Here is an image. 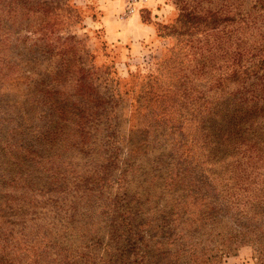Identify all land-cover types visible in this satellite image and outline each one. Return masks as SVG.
I'll list each match as a JSON object with an SVG mask.
<instances>
[{"label": "rangeland", "instance_id": "obj_1", "mask_svg": "<svg viewBox=\"0 0 264 264\" xmlns=\"http://www.w3.org/2000/svg\"><path fill=\"white\" fill-rule=\"evenodd\" d=\"M248 52L264 54V0H0V264H47L54 235L60 259L129 263L111 237L139 220L116 197L142 187L147 264H264V119L247 160L202 139L191 104L232 91ZM185 148L210 198L186 201L168 239L170 182L140 166Z\"/></svg>", "mask_w": 264, "mask_h": 264}, {"label": "trees", "instance_id": "obj_2", "mask_svg": "<svg viewBox=\"0 0 264 264\" xmlns=\"http://www.w3.org/2000/svg\"><path fill=\"white\" fill-rule=\"evenodd\" d=\"M191 14L193 15L194 11L186 12L182 16L188 17ZM238 54V60L242 59L244 55L241 53ZM247 55L249 57L247 65L244 63L239 68L232 69V74L230 75L232 83L234 84L232 91L225 90L224 84L218 82L212 86L219 93L215 101L208 102L201 99L199 102H191V104L198 117V120H196L198 124L197 130L201 133L202 139L213 137L212 143L216 145L219 141H223L226 145H229L228 142L236 144L235 148H237V152H232L231 155L234 156L240 152L241 158L245 157L247 160H251L257 156V152L254 153V151H256V144L260 143L258 134H260L264 119V54L260 52H248ZM224 79L220 80L223 81ZM225 94H227V97L223 98ZM174 128L181 129L180 126ZM216 130L217 132H214ZM183 142H185V137L181 133L180 140L175 145L180 149L183 146ZM181 151L185 155L180 158L178 157L175 164L171 162L172 157L167 156L166 158L169 160L165 163L152 162L153 164L155 163L156 168H152V163L149 161L142 162L141 164L143 166H140L139 176L145 178H149V176L155 177L162 182L168 178L170 182L169 189L171 190L170 194L173 198L170 200V206L167 210H164L161 218L162 227L169 228L164 232V235H167L168 239L172 238L176 233L174 227L177 223V218L180 214H186V211L179 213L181 207H186V201L198 204V202H203L207 198H210L204 188L198 185V182L195 183V178L190 179L192 171L187 167L190 163L186 161L188 148ZM194 168H198V166ZM151 170L153 174H150ZM202 172L204 171L201 170V174ZM187 175L189 178L186 180ZM148 187L151 188V186ZM137 194L138 196L136 197H129L126 193L121 198L116 197V201H119L118 208L122 210L120 212H127L130 215H134L139 221L135 226L132 222L126 223V219L124 218L123 230H119L115 235L112 234L111 237V239L117 241H126L133 251H137L134 253V259L129 263L119 261L118 258L113 262H108V259L115 257V254L113 255L107 250L105 256L101 258L102 262L107 261L105 264L148 263V255L151 252L150 243L153 242L157 233L150 235L149 238H145L146 232H143V230L138 231L139 227L145 226V222H141L143 212L139 206L144 205L141 201L145 199L143 197L144 195L147 196L146 189L143 187L138 188ZM167 194L169 195V191ZM145 201L147 202V199ZM166 207L164 206V208ZM189 214L191 215V212ZM114 222H112V225H115L113 224ZM113 227L116 231V226ZM42 238L47 239V236L44 235ZM50 238L55 239L56 242L46 243L45 247L49 251L46 255L51 256L54 253L57 256L55 258L51 257V261L49 260L47 264H56L55 261H58L57 264H86L81 259L68 258V255H65L64 258H61L63 260H61L57 252L51 249L55 248L56 244L70 245L63 242V238L60 236L54 235L50 236ZM138 244L141 246H138Z\"/></svg>", "mask_w": 264, "mask_h": 264}]
</instances>
